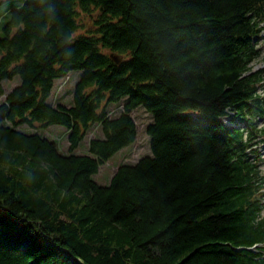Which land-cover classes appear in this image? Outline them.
Returning <instances> with one entry per match:
<instances>
[{"label":"trees","instance_id":"obj_1","mask_svg":"<svg viewBox=\"0 0 264 264\" xmlns=\"http://www.w3.org/2000/svg\"><path fill=\"white\" fill-rule=\"evenodd\" d=\"M0 7V264H264V172L245 151L264 135V0ZM138 106L152 154L98 183L136 141ZM55 125L65 149L44 133Z\"/></svg>","mask_w":264,"mask_h":264},{"label":"rangeland","instance_id":"obj_2","mask_svg":"<svg viewBox=\"0 0 264 264\" xmlns=\"http://www.w3.org/2000/svg\"><path fill=\"white\" fill-rule=\"evenodd\" d=\"M16 2H20V0H16ZM1 11V7H0ZM6 17L0 19V25L6 21ZM0 31V35H1ZM262 44L264 55V40L260 42V46ZM262 60L259 59L254 66H261ZM80 72H71L70 78H62L55 81L53 92L51 94V99L53 103L58 102H67L70 92L72 93L74 84L78 79ZM19 81V78L16 76L13 80H4L3 84L6 88V91L11 89L13 85H16ZM4 99V96L0 97V102ZM134 119L137 125V138L134 143L131 145L121 149L117 153H115L107 162H105L99 169V172L94 174L93 178L100 184H108L109 179L115 171L116 167L122 163L132 164L135 163L139 158L145 155H151V147H150V137L146 132L147 125L152 121V115L143 107L138 106L134 112ZM224 122L228 123L227 119H224ZM264 123V120H263ZM65 127L61 125H55L52 127H48L44 133L50 137L57 139L60 143V146L65 149L67 147V141L65 138ZM91 137V133L87 135V138ZM87 139L80 144V151L84 152L86 150ZM260 151L263 152L264 155V144L260 147ZM264 200V199H263ZM264 202V201H263Z\"/></svg>","mask_w":264,"mask_h":264},{"label":"water","instance_id":"obj_3","mask_svg":"<svg viewBox=\"0 0 264 264\" xmlns=\"http://www.w3.org/2000/svg\"><path fill=\"white\" fill-rule=\"evenodd\" d=\"M111 57H112L113 59H115V60H118L117 57L114 56V55H111Z\"/></svg>","mask_w":264,"mask_h":264}]
</instances>
